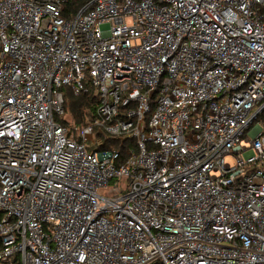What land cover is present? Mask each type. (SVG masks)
I'll list each match as a JSON object with an SVG mask.
<instances>
[{
  "label": "built area",
  "instance_id": "built-area-1",
  "mask_svg": "<svg viewBox=\"0 0 264 264\" xmlns=\"http://www.w3.org/2000/svg\"><path fill=\"white\" fill-rule=\"evenodd\" d=\"M69 1L0 0V264H264V0Z\"/></svg>",
  "mask_w": 264,
  "mask_h": 264
},
{
  "label": "trees",
  "instance_id": "trees-1",
  "mask_svg": "<svg viewBox=\"0 0 264 264\" xmlns=\"http://www.w3.org/2000/svg\"><path fill=\"white\" fill-rule=\"evenodd\" d=\"M88 0H70L68 8L76 10L80 5ZM97 99L92 91L74 94L70 90L65 92V113L70 114L71 121H66L61 117H57L58 122L70 125L75 123L76 125H83L94 118L96 111ZM70 122V123H69ZM70 133V132H69ZM113 145H117V142H113Z\"/></svg>",
  "mask_w": 264,
  "mask_h": 264
},
{
  "label": "rangeland",
  "instance_id": "rangeland-1",
  "mask_svg": "<svg viewBox=\"0 0 264 264\" xmlns=\"http://www.w3.org/2000/svg\"><path fill=\"white\" fill-rule=\"evenodd\" d=\"M107 27H108V25H106V24L102 25V28H103V29H106ZM65 115H66L67 118L71 119L70 114H65ZM250 154H252L251 151L245 152V156H246V157H248ZM226 159L229 160V159H231V157H230V156H226ZM101 191H102V189H100V192H101Z\"/></svg>",
  "mask_w": 264,
  "mask_h": 264
}]
</instances>
